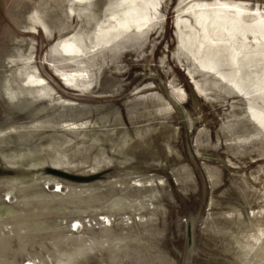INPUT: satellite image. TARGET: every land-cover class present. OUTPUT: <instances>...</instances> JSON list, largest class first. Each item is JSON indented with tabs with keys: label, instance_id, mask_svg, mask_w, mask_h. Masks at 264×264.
Wrapping results in <instances>:
<instances>
[{
	"label": "rangeland",
	"instance_id": "obj_1",
	"mask_svg": "<svg viewBox=\"0 0 264 264\" xmlns=\"http://www.w3.org/2000/svg\"><path fill=\"white\" fill-rule=\"evenodd\" d=\"M0 264H264V0H0Z\"/></svg>",
	"mask_w": 264,
	"mask_h": 264
},
{
	"label": "bare ground",
	"instance_id": "obj_2",
	"mask_svg": "<svg viewBox=\"0 0 264 264\" xmlns=\"http://www.w3.org/2000/svg\"><path fill=\"white\" fill-rule=\"evenodd\" d=\"M182 96H184V94L182 95ZM261 228V227H260ZM263 232V231H262ZM261 233V232H260Z\"/></svg>",
	"mask_w": 264,
	"mask_h": 264
}]
</instances>
